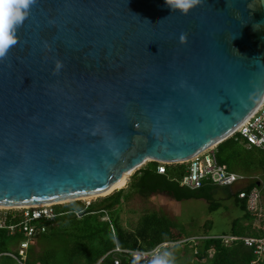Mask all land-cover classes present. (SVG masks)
I'll return each mask as SVG.
<instances>
[{"label":"water","instance_id":"95a60500","mask_svg":"<svg viewBox=\"0 0 264 264\" xmlns=\"http://www.w3.org/2000/svg\"><path fill=\"white\" fill-rule=\"evenodd\" d=\"M16 40L0 59V208L108 195L147 162L213 149L264 100V0L187 15L163 0H35Z\"/></svg>","mask_w":264,"mask_h":264},{"label":"trees","instance_id":"16d2710c","mask_svg":"<svg viewBox=\"0 0 264 264\" xmlns=\"http://www.w3.org/2000/svg\"><path fill=\"white\" fill-rule=\"evenodd\" d=\"M213 153L225 170L245 176L244 183L220 186L203 180L200 187L190 189L180 185L188 163L163 165L164 172L159 173L161 164L147 162L124 188L89 203L55 204L51 218L28 219L27 224L34 228L31 239L42 245L37 252L28 240L23 254L19 253L20 243L26 240L24 210L0 214V264H114L115 260L118 264H146L133 261L126 251H149L157 246L163 264H250L255 256L243 238L262 236L263 224L238 194L255 188L264 206V149L250 145L236 132L217 144ZM155 193L177 202L203 199L209 212L228 209L229 203L236 214L219 233L212 232L211 219L204 221L200 231H191L159 210L125 215L126 205L135 197L146 199ZM228 236L237 239L227 240Z\"/></svg>","mask_w":264,"mask_h":264},{"label":"built area","instance_id":"2783aa9c","mask_svg":"<svg viewBox=\"0 0 264 264\" xmlns=\"http://www.w3.org/2000/svg\"><path fill=\"white\" fill-rule=\"evenodd\" d=\"M250 144L256 147L264 149V100L258 110L236 131ZM188 163L187 173L182 177L180 181L181 186H185L190 189L200 187L203 180H210L212 183L220 186H234L236 187L240 183H244L245 176L240 174L229 172L225 170L216 161L213 153V149L194 157ZM164 164L158 167V172H164ZM238 197L245 198L247 210L256 215L258 219L262 221L263 235L260 237H244L243 242L246 246L252 248L255 258L250 264H258L264 262V206L261 205L260 195L257 189L253 188L250 192L245 193L239 191ZM55 205V204H54ZM53 205H43L37 207H30L24 211V223L22 230L26 240L19 245V253L23 254L27 247V241L31 239L34 228L27 224L28 219H37L41 217L51 218L53 216ZM32 209L31 212H29ZM2 222L0 221V226ZM227 240H235L236 237L228 236ZM166 244H162L165 246ZM116 251H121L116 248ZM130 254L133 261H140L146 264H153V261L159 259V246L152 250H132L126 251ZM114 264H118V260L114 261Z\"/></svg>","mask_w":264,"mask_h":264},{"label":"rangeland","instance_id":"374dc122","mask_svg":"<svg viewBox=\"0 0 264 264\" xmlns=\"http://www.w3.org/2000/svg\"><path fill=\"white\" fill-rule=\"evenodd\" d=\"M126 184L120 188L126 187ZM120 188H116L114 190ZM96 198L97 197L83 198L80 201L89 203L91 200ZM66 203H61L58 205H64ZM227 206L228 209L221 208L216 211L209 212L207 209V203L203 199H187L177 202L171 196L162 193H155L146 199L135 197L126 205L125 209L127 210V213H125V215L129 216L143 211L159 210L170 216L179 224L181 223L186 225L187 229L191 231H200L204 221L211 219L213 221L212 232L219 233L226 229L231 215L236 214V209L232 208L229 203H227ZM26 209L27 208H0V214L5 215L6 212L21 213V211H26ZM29 242L31 245H33L36 252L42 248V245L40 246L34 238L29 240Z\"/></svg>","mask_w":264,"mask_h":264},{"label":"clouds","instance_id":"9594fccd","mask_svg":"<svg viewBox=\"0 0 264 264\" xmlns=\"http://www.w3.org/2000/svg\"><path fill=\"white\" fill-rule=\"evenodd\" d=\"M34 2L35 0H0V59L5 57L10 47L17 43L16 28L24 22L29 7ZM163 3L172 13L187 15L202 3V0H163ZM60 67L61 65L57 63V70ZM153 264H163V262L156 259Z\"/></svg>","mask_w":264,"mask_h":264},{"label":"bare ground","instance_id":"6f19581e","mask_svg":"<svg viewBox=\"0 0 264 264\" xmlns=\"http://www.w3.org/2000/svg\"><path fill=\"white\" fill-rule=\"evenodd\" d=\"M127 177L124 176L122 177L120 180H118L115 184H113L105 194L110 193L112 190L116 189V188H120L123 187L126 183ZM104 195V194H103Z\"/></svg>","mask_w":264,"mask_h":264}]
</instances>
